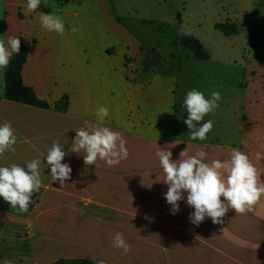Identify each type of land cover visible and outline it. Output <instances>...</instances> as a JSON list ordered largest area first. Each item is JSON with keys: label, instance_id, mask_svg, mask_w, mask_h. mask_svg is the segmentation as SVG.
Masks as SVG:
<instances>
[{"label": "crops", "instance_id": "1", "mask_svg": "<svg viewBox=\"0 0 264 264\" xmlns=\"http://www.w3.org/2000/svg\"><path fill=\"white\" fill-rule=\"evenodd\" d=\"M242 1L241 8L243 2L247 5L242 12H253V5L264 10V0ZM25 7L26 0H5L0 39L11 35L23 42L27 58L22 82L49 108L6 99L0 78V125L10 122L18 137L15 152H5L0 166L15 163L27 170L26 162L39 159L42 184L27 213L11 209L0 197V264L5 259L13 264H95L98 259L106 264H264V197L255 215L229 209L223 224L206 217L196 226L189 220L194 209L186 200L171 214L164 198L168 185L156 156L158 147L166 145L173 160L184 149L185 159L203 149L205 162L211 163L230 158L235 148L249 156L264 179V159L255 158L257 152L264 156V43L257 33L264 25L256 19L246 27L240 78L213 72L209 86L199 88L194 83L201 79L195 74L188 81L180 77L174 54L163 59L157 53L160 65H152L154 54H147L119 21L111 0H41L32 15L25 14ZM36 12L62 17L65 33L48 32ZM225 54L224 63L238 64ZM143 61L150 64L148 70ZM201 62H210V55ZM193 88L206 98L212 91L222 97L215 113L205 117L214 121L205 141L191 140L183 123V100ZM64 96L65 110L55 108ZM100 106L109 110L101 126L122 135L129 156L112 167L99 159L96 167H86L83 152L71 151L74 130L97 124ZM54 140L68 153L62 163L72 168L63 188L53 181L46 161ZM116 232L131 245L127 255L112 246Z\"/></svg>", "mask_w": 264, "mask_h": 264}, {"label": "clouds", "instance_id": "2", "mask_svg": "<svg viewBox=\"0 0 264 264\" xmlns=\"http://www.w3.org/2000/svg\"><path fill=\"white\" fill-rule=\"evenodd\" d=\"M41 0H26L25 14L32 15L39 8ZM41 26L48 32L63 35L66 31L65 23L59 15L36 12ZM78 31L76 26L71 32ZM21 42L18 36H7L0 39V72H6L13 55H19ZM222 99L218 91H212L210 98H206L202 91L196 88L186 93L182 107L186 109L187 119L183 121L189 129V138L193 141H205L208 133L212 131L214 121L205 117L214 114ZM97 124L89 125L87 129H75V138L72 141L71 151L77 154L83 152L84 165H95L99 159L109 167L118 165L129 156L126 140L119 132L108 127H102L104 119L108 117L109 110L100 106L95 110ZM16 129L10 122L0 125V157L7 151L15 152L18 137ZM156 156L165 174L163 182L168 185L164 198L171 206V214L180 210L179 202L186 200L187 206L194 209L189 215L192 224L199 226L205 218H210L213 224H223V217L229 209L236 214H256V205L264 197V179H261L257 167L249 156L239 149H232L230 158L214 159L211 163L205 162L207 152L198 149L194 155L186 156L187 150L179 153L180 158L172 159L169 145L163 149L158 147ZM68 153L58 142L53 141L47 150L46 161L50 166L53 181L63 188L71 179L72 168L62 163ZM256 160L264 159L260 152L256 153ZM39 159L26 162V168L12 163L0 166V197L7 202L11 209L18 213H27L29 205L34 203L32 197L41 190V173ZM223 197V200L221 199ZM224 231V229H222ZM112 246L122 250L127 255L131 245L121 232L113 236ZM2 264H13L5 259ZM95 264H106L98 259Z\"/></svg>", "mask_w": 264, "mask_h": 264}, {"label": "rangeland", "instance_id": "3", "mask_svg": "<svg viewBox=\"0 0 264 264\" xmlns=\"http://www.w3.org/2000/svg\"><path fill=\"white\" fill-rule=\"evenodd\" d=\"M4 2L5 0H0V26L3 23ZM111 2L119 21L141 42L147 54L154 51L163 59L174 54L177 58L175 69L179 71L180 77L183 81H188L189 75L195 74L201 79L198 84L194 83L199 88L209 86L208 76L213 72L221 74L228 72L232 78H240L239 63L244 58L246 49V27L256 19L264 25V10H257V6L253 5L254 11L249 12V15L246 11H241L247 5L243 2L241 8L240 0H111ZM260 11L263 16L255 18ZM220 21L233 22L238 35L229 38L216 30L214 24ZM253 28V34L256 36V28ZM257 31L258 37L264 43V31ZM182 36L199 38L210 55V62L197 60L189 50L174 43L176 38ZM225 53L237 59L238 64L224 63ZM260 54L264 57V46ZM158 61L152 55L149 62L152 65H160ZM0 78L4 81L3 72H0Z\"/></svg>", "mask_w": 264, "mask_h": 264}, {"label": "trees", "instance_id": "4", "mask_svg": "<svg viewBox=\"0 0 264 264\" xmlns=\"http://www.w3.org/2000/svg\"><path fill=\"white\" fill-rule=\"evenodd\" d=\"M214 28L226 36L237 34V29L234 24L224 22L217 23ZM175 44H179L183 48L189 50L197 60L207 61L209 54L202 43L193 36H182L174 40ZM144 50V48H142ZM159 60V56L154 51H150ZM27 50L21 41V49L19 55H13L10 65L4 75V97L8 100L15 101L22 104L36 106L39 108H49L48 104L39 100L32 89L22 82L21 71L26 62ZM147 60V56H145ZM150 64L143 61L144 70H148ZM67 106V98L64 96L60 102L55 104V108L65 110ZM52 264H94L82 260H59Z\"/></svg>", "mask_w": 264, "mask_h": 264}]
</instances>
